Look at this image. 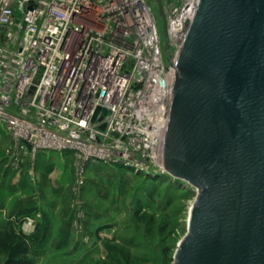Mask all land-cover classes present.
I'll return each mask as SVG.
<instances>
[{
  "label": "built area",
  "instance_id": "2783aa9c",
  "mask_svg": "<svg viewBox=\"0 0 264 264\" xmlns=\"http://www.w3.org/2000/svg\"><path fill=\"white\" fill-rule=\"evenodd\" d=\"M159 2L161 14L157 0H0V131L12 142L7 153L26 149L33 168L38 154L52 152L82 166L168 178L162 144L170 62L199 0ZM38 216L25 223L33 226Z\"/></svg>",
  "mask_w": 264,
  "mask_h": 264
},
{
  "label": "water",
  "instance_id": "95a60500",
  "mask_svg": "<svg viewBox=\"0 0 264 264\" xmlns=\"http://www.w3.org/2000/svg\"><path fill=\"white\" fill-rule=\"evenodd\" d=\"M170 63L163 166L198 189L172 264H264V0H199Z\"/></svg>",
  "mask_w": 264,
  "mask_h": 264
},
{
  "label": "rangeland",
  "instance_id": "374dc122",
  "mask_svg": "<svg viewBox=\"0 0 264 264\" xmlns=\"http://www.w3.org/2000/svg\"><path fill=\"white\" fill-rule=\"evenodd\" d=\"M156 17L161 28V18ZM11 148L12 144L0 141V158L11 155L7 153ZM62 157L66 161L61 166L65 169V186L57 190L59 199L48 186L47 202L52 207L35 205L32 210L33 216L40 215L37 221L43 211H48L52 235L60 218L55 208L61 204V218L70 221L72 238L61 241L60 254H53L45 246L48 255L43 260L40 257L36 264H172L177 245L187 232L195 188L179 180L144 175L123 167H117L119 174H115L109 170L113 167L96 162L82 166L72 156ZM31 164L29 160L26 171L35 182L36 167ZM93 216L103 223L94 224ZM78 246L83 247L81 253L68 254Z\"/></svg>",
  "mask_w": 264,
  "mask_h": 264
},
{
  "label": "crops",
  "instance_id": "0c3cea01",
  "mask_svg": "<svg viewBox=\"0 0 264 264\" xmlns=\"http://www.w3.org/2000/svg\"><path fill=\"white\" fill-rule=\"evenodd\" d=\"M0 141L4 145L12 143L10 138L2 131H0ZM63 155L65 156V159L66 157H71L69 154H57L52 152H42L38 154L35 164L37 176L35 182L31 181L28 177V171H26L29 165V153L26 149L21 151L15 157L9 154L2 155L0 158V220L3 221L10 217L14 218L17 214L26 215L23 218L24 221L21 228L24 232H31L33 230L34 225L29 226L25 223L26 217L33 216L34 211L32 210V207L35 205H40L44 208L52 207V203H50V201L47 202V187L49 186L55 190L53 195L56 199H59L58 197L60 196L57 194V190L65 186V183H62L64 182L65 169L61 166L66 162L64 157H62ZM93 164L94 163H88L86 166ZM109 170L115 174H119V169L117 168ZM86 180L87 181L85 182L88 184L89 179ZM68 182L69 179L67 180V183ZM93 182L91 181L92 184ZM83 188L86 189L87 187ZM41 195H43V197ZM60 208L61 204L55 208L60 218L57 219L52 235L49 236L48 244H46V246L48 245V247H46L48 251H52L53 254H60L58 252L62 250L61 241L66 242L67 239L70 240V238H72V227H70L69 224L70 221L61 218L62 212L60 211ZM47 212L43 211V214H47ZM92 220L94 224L100 225L103 223V221L95 219L94 216ZM37 222L38 221H36V223ZM82 250L83 247L78 246L70 249L68 254L72 256L78 255ZM47 255L48 252L45 250V254L40 260H43V257Z\"/></svg>",
  "mask_w": 264,
  "mask_h": 264
},
{
  "label": "trees",
  "instance_id": "16d2710c",
  "mask_svg": "<svg viewBox=\"0 0 264 264\" xmlns=\"http://www.w3.org/2000/svg\"><path fill=\"white\" fill-rule=\"evenodd\" d=\"M25 216L17 214L0 222V264H36L45 254L51 232L49 216L43 214L31 232H24Z\"/></svg>",
  "mask_w": 264,
  "mask_h": 264
},
{
  "label": "bare ground",
  "instance_id": "6f19581e",
  "mask_svg": "<svg viewBox=\"0 0 264 264\" xmlns=\"http://www.w3.org/2000/svg\"><path fill=\"white\" fill-rule=\"evenodd\" d=\"M158 95H159V94H158ZM157 109L160 111V110H161V107H158ZM157 109L155 108V110H157Z\"/></svg>",
  "mask_w": 264,
  "mask_h": 264
}]
</instances>
